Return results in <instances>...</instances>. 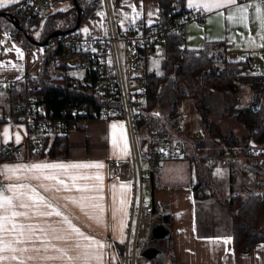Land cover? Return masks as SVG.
<instances>
[{"label":"crops","instance_id":"crops-1","mask_svg":"<svg viewBox=\"0 0 264 264\" xmlns=\"http://www.w3.org/2000/svg\"><path fill=\"white\" fill-rule=\"evenodd\" d=\"M21 0H18L20 2ZM237 0V4L241 7L245 5H253L257 0ZM17 2V3H18ZM14 3L7 4L6 7ZM110 7L113 11V16L119 31H125L129 25L143 20L146 25H155L160 21V6L159 0H109ZM53 6H49L48 11L54 13L56 11H67L73 6L70 0H56ZM141 15L135 18L133 7ZM6 7H0L4 9ZM232 11H235V6H231ZM185 8L188 11L199 12L201 14L200 21H189L185 26L186 45L189 48L199 49L204 47L207 41L225 40L228 44V58L230 60H237L245 56H251L254 60L258 53L264 52V41L260 40V27L253 29L248 26L245 28L239 22H232L228 20L230 14L229 8L212 9L205 11L202 8H190L188 0H185ZM102 13L103 15H98ZM152 13L151 16L148 14ZM223 14V15H221ZM127 16L128 19L124 17ZM82 27V28H81ZM80 27V33L91 34L95 36H102L107 33L105 23V13L103 10L97 12L92 17L84 20ZM87 28L88 32L83 30ZM249 40L255 46L249 44ZM15 46V47H13ZM19 49L23 53V58L17 57L15 49ZM46 56V49L44 46L33 45L28 46L16 42L10 31H0V65H4L0 69V82L9 84L10 82L21 80L25 75L39 78L42 72V64ZM264 58V56H263ZM264 63V59H263ZM15 65L16 67H13ZM55 70V69H54ZM53 71V70H52ZM51 71V72H52ZM72 74V73H71ZM257 74V73H253ZM51 75V73H50ZM252 88V87H251ZM252 93L254 91L252 89ZM185 102V104L183 103ZM237 106L241 107L240 105ZM179 113L181 120L179 122V133L173 135L171 138L173 143L170 149L177 152V147L181 143L196 140L200 136L199 131L194 127L200 125V116L197 111L195 101L191 98L182 100L179 104ZM11 130L9 131L8 141L14 142L15 145L20 146V153L15 154L18 159L12 162L0 163V189H6L9 185L28 184L30 187L36 189L45 200L49 201L53 207L62 213L60 217L55 215L49 217H34L30 220H22L24 223H32L47 227L52 225L58 229H68V225L64 222L63 217H67L71 224L79 228V230L88 237L104 244L102 250V259L100 264H117L118 262V245H123L126 242L128 235V228L130 224V216L133 200V185L131 181L123 179L109 180V171L111 165L116 160L125 159L118 158V148H114L112 144L113 124H123L120 119H114L109 122L103 120H91L84 128H72L67 132L70 147L68 156L66 158H44V159H30L25 156L28 153V130L22 122H17L12 118L9 120ZM198 124V125H197ZM117 138L119 137V128L115 130ZM124 132L127 137L125 125ZM102 133L108 134V139L102 141L100 135ZM20 135V142H16V135ZM2 135L0 134V147L2 143ZM171 140V141H172ZM177 141V142H174ZM174 143H176L174 145ZM127 146L129 152V142L127 137ZM197 157L189 155L184 158L183 163L171 164L173 160L163 162L158 173L153 175L152 183L149 187L145 183L144 189L148 192L149 202L154 203V215L171 214V258L174 264H264V249L261 248L264 243L256 244L248 252H235L233 246V239L231 236V215L228 210V200L224 201L216 199L215 195L210 194L205 198H197L194 190L196 185L194 162ZM102 162L104 168L102 174L104 176V216L103 223H98L96 219L89 214L87 208H81L79 204V197L81 193L75 191H65L63 188L57 190L53 181L43 179H26L23 177H30L32 173H16L15 176H20L21 179L7 178L2 174L5 166L17 167L21 165H33L37 163H92ZM251 165V164H249ZM246 166L245 168L249 167ZM251 167H253L251 165ZM89 174L94 173L95 169L83 170ZM264 172V165L260 168H255L254 171H240V176L245 177L248 183L245 184L246 189L258 186L256 175ZM238 176V177H240ZM232 178V179H231ZM233 181V172L230 176ZM79 183H85L80 181ZM130 184L131 191L127 194L128 206L127 215L123 217L124 227L123 231L119 230V223L121 216L118 214L113 218V208L118 207V200L114 205L113 194L111 186L113 184L119 187L120 184ZM50 186V190L45 191L41 185ZM232 186V185H231ZM244 187V189H245ZM251 187V188H253ZM260 188V187H259ZM261 189V188H260ZM6 195L10 193L5 192ZM75 199L77 203H73ZM148 202V203H149ZM22 210V209H21ZM259 227L264 231V203L260 207ZM70 238L67 240L52 239L51 234L46 237L40 231L36 232L37 236L46 239L49 251L45 252L44 244L36 241L33 244L23 245L28 248H40V252H29L26 256H35L37 259L25 261V264H72L67 258L69 256L77 255L79 249L76 248L77 243H86L80 240L74 233L66 231L63 233ZM231 239V243L225 245L223 243H210L209 241ZM59 248L67 250V256L60 260H45L44 256H59L60 253L52 249ZM9 264H17V262H9Z\"/></svg>","mask_w":264,"mask_h":264},{"label":"trees","instance_id":"trees-1","mask_svg":"<svg viewBox=\"0 0 264 264\" xmlns=\"http://www.w3.org/2000/svg\"><path fill=\"white\" fill-rule=\"evenodd\" d=\"M70 1L73 2V6L69 10L54 12L52 19L48 21H43L40 17L25 19V0L0 11L13 14L30 37L43 42L56 30H68L63 36H76L80 33L82 22L104 7L103 0ZM76 5L82 10V22L78 28H75ZM159 6L158 23H173L179 18L184 19L191 12L186 10L185 0H159ZM0 19L6 20L5 24L0 25V31H10L19 44L33 46L7 17ZM188 22L181 23L177 30L167 37L161 59L162 72L157 74L150 70L147 75L148 99L141 111L138 134L143 153L156 155L160 151L159 147L171 139L173 131L179 133L180 102L186 98L193 99L202 130V137L194 140L196 157L200 156L199 160L194 162V172L203 179L201 171L204 170V163L207 164L213 158L224 162L223 157L229 150L264 149V90L261 91L264 73H252L254 63L251 56L230 60L225 40L207 41L204 47L199 49L189 48L185 36V26ZM73 56L74 54H69V57ZM63 63L62 50L49 51L44 58L39 78L33 77L26 82L18 80L10 85L8 104L13 120L19 121V110L32 92H37L40 100L56 110L102 104L93 83L89 85L81 83L79 87L71 85L75 76L69 74L71 69ZM54 69L62 70L65 73L64 77L61 79L52 77L50 73ZM242 83H249L254 94H262L256 108H251L253 101L245 107L237 106V93ZM84 127V123L79 121L70 124L66 133L55 137L42 134L39 137L38 149H34L32 143L28 144V158H66L70 147L67 132L72 128ZM238 127L241 137L235 132ZM15 154L0 148V163L17 160ZM250 164L257 169L261 167L263 161L252 158ZM203 187L200 184L194 186L197 198H205L212 194L201 191ZM263 203L264 191L253 193L250 189H244L230 197L228 210L231 215V236L235 252H248L256 244L264 243V231L258 224L259 211ZM156 218L157 222L168 230L167 248L171 251V214L161 213ZM125 251V244L118 245L119 259L124 260Z\"/></svg>","mask_w":264,"mask_h":264},{"label":"built area","instance_id":"built-area-1","mask_svg":"<svg viewBox=\"0 0 264 264\" xmlns=\"http://www.w3.org/2000/svg\"><path fill=\"white\" fill-rule=\"evenodd\" d=\"M51 2L55 0H25V19L40 17L43 21L51 20L53 13L48 11ZM261 2L264 3V0ZM103 4L107 28L105 35H62L45 47L46 53L56 49L62 50L63 64L74 71L72 75L75 78L71 85L79 87L81 83H93L102 104L56 110L40 100L37 92H32L23 106L20 105L22 107L18 115L19 122L28 130L26 144L32 143L34 149L39 148V137L42 134L55 137L66 133L68 126L75 122L81 121L86 125L91 120L123 121L129 142V155L112 163L109 180H128L133 185L124 264H135V257L130 259L128 256L130 246L135 247L138 240L147 237L148 230L155 220L154 203L145 202L144 199V185L148 183L150 187L153 175L159 172L164 160L179 159V154L173 150H160L154 156L145 155L140 145L138 122L148 99V60L159 47L162 46L163 49L167 37L174 33L181 23L200 21L202 17L199 12L192 11L184 19L179 18L173 23L146 25L140 20L129 25L125 31H119L109 0H103ZM69 54L74 56L69 57ZM261 55L264 56V52ZM64 74L60 69L51 72V76L58 79L63 78ZM31 78L25 75L21 80L26 82ZM12 83L0 82V89L5 85L10 87ZM263 90L264 85L261 86V91ZM33 132L38 134H32ZM100 139L107 140L108 134L102 133ZM4 150L19 154L20 146L8 144ZM25 156L28 157V153ZM223 158L230 163L256 158L263 161L264 165V149L229 150ZM256 181L264 191V172L256 175ZM131 253L135 254L132 248Z\"/></svg>","mask_w":264,"mask_h":264},{"label":"snow or ice","instance_id":"snow-or-ice-1","mask_svg":"<svg viewBox=\"0 0 264 264\" xmlns=\"http://www.w3.org/2000/svg\"><path fill=\"white\" fill-rule=\"evenodd\" d=\"M18 0H0V7H6L9 3H17ZM135 18H139L141 13L135 10ZM188 6L190 8H202L205 11H211L212 9L229 8L230 14L228 20L232 22H239L245 27L248 21V11L250 7H254L255 18L259 21L260 26V40L264 41V11L259 3L255 5H245L243 7L237 4V0H188ZM235 6V11H232V7ZM98 15H103L98 13ZM149 16L152 13L148 14ZM223 15V14H221ZM128 19L127 16L124 17ZM85 33L88 29L83 30ZM249 44H253L249 40ZM260 46L264 47V44ZM15 47V46H13ZM17 57L22 59L23 53L17 48L15 49ZM155 63V62H154ZM4 65H0L2 69ZM13 67H16L13 65ZM158 115V114H157ZM113 129L112 144L114 148L119 149L118 158H123L129 154L127 146V137L124 132L123 124L111 125ZM119 128V137L117 138L115 130ZM4 137L7 140L9 136V130L4 129ZM16 142H20V135L17 134ZM104 164L102 162L92 163H37L33 165H21L17 167H8L2 170V174L6 175L7 178L12 179L16 173H32L30 177H23L26 179H43L47 181H53L57 190L63 188L65 191L75 190L82 195L79 197V204L81 208H87L89 214L92 215L98 223H103L104 216V176L102 169ZM95 169L96 171L92 174L87 173L83 170ZM217 175L220 174V170H217ZM16 179H21L20 176H15ZM84 181L85 183H79ZM45 191L50 190V186L41 185ZM113 194V202L116 204L117 200L119 203L118 207L113 208V218L119 214L121 220L119 223V230L123 231L124 222L123 217L127 215V194L131 191L130 184H120L119 187L113 184L111 186ZM5 192L10 193L6 195ZM73 203H77L75 199ZM22 209V210H21ZM60 217L62 213L58 211L52 204L45 200L35 188L30 187L28 184H16L9 185L6 189H0V264H9V262H17V264H25V261H31L37 259L35 256H26L29 252H40V248H28L23 245L33 244L36 241L43 243L44 251H49V247L46 239H42L36 235L37 231H40L46 237L51 234L52 239L55 240H67L70 238L66 234H57L70 231L74 233L82 241L86 243H77L76 248L79 249L77 255L67 257L72 264H100L102 259V250L104 244L99 241L92 239L91 237L85 236L79 228L74 227L67 217H63L64 222L68 225V229H58L52 225H48L46 228L41 227L37 224L24 223L22 220H30L34 217H49V216ZM210 243H223L225 245L231 243L230 238L221 240L209 241ZM264 249V245L261 246ZM55 252L60 253L59 256H44L45 260H60L67 256V250L54 248Z\"/></svg>","mask_w":264,"mask_h":264},{"label":"rangeland","instance_id":"rangeland-1","mask_svg":"<svg viewBox=\"0 0 264 264\" xmlns=\"http://www.w3.org/2000/svg\"><path fill=\"white\" fill-rule=\"evenodd\" d=\"M56 1V0H55ZM249 0H245L244 2H247ZM54 2H51L50 6H53ZM261 4L264 5V3L261 2V0H257L253 5L255 4ZM262 11H264V7H262ZM6 23L5 19H0V25H3ZM106 23V22H105ZM241 23H239L240 25ZM244 26L243 24H241ZM248 26H251L254 30L257 29L259 26V21L256 20L255 18V10L254 7H250L248 11V21H247V26L245 28L249 29ZM82 28V27H81ZM38 36V34H37ZM163 56V49L162 46L159 47L156 52L153 55H150V58L148 60V67L151 71H154L157 74H160L162 72L161 69V59ZM263 56L258 53L254 60H253V69L252 73H264V63H263ZM155 62V63H154ZM74 71L71 70L69 71V74L73 73ZM264 85V84H263ZM8 85H5L4 88L0 89V134L2 135V143L4 144L0 148H4L8 144L15 145L14 142H9L8 138L7 140L4 137V129L7 128L9 131L11 130L10 124V112H9V104H8ZM254 99V94L252 93V88L249 83H242L239 86V90L237 93V103L241 107L248 106V104L253 101ZM185 104V102H183ZM19 122V121H17ZM198 125V124H197ZM194 129L199 131L200 136H198L197 139L202 137V130H201V123L199 126H195ZM239 129V130H238ZM235 130L237 134L240 135V128ZM32 134H38V132H33ZM176 132H172V136L175 135ZM172 138L169 139L164 145L162 144L159 148L161 151H170V145L173 143ZM190 141H187L186 143H181L180 146H176L177 153L179 154V159H166L163 162L166 163L168 160H173L171 164H178V163H183V159H186V156L188 157L189 155L193 156L194 158L196 157V149H195V142L193 139H189ZM177 142V141H174ZM176 143H174L175 145ZM200 158V156H198ZM199 158L196 159V161L199 160ZM161 163V166L163 164ZM169 162V161H168ZM250 161H238V162H233L230 163L229 161H224L221 159H216L213 158L211 159L207 164L204 163V170L201 171L202 175L204 176L203 179L199 178L198 176H195V181L196 184H200V186H204L201 191H204L205 193L211 192L213 195H215L216 199L224 201L226 198L228 201L231 196H233L236 193H240L244 191V187L246 186L245 184L248 183V180L245 177L240 176V171H247L248 173L251 171H254V167H251ZM210 167H209V166ZM248 168H245L248 166ZM161 169V167H160ZM220 170V174L217 175V170ZM233 172V181L231 182L230 176L232 175ZM263 171H261L262 173ZM158 173V172H157ZM240 176V177H238ZM232 185V186H231ZM254 185L250 186V190L254 192H260L262 189L257 187H253ZM253 187V188H251ZM246 189V187H245ZM144 199L145 202H149V197H148V192L145 190L144 191ZM155 216V215H154ZM157 218L155 216V220L152 223V226L150 227V230H148V235L145 238H142L136 242L135 247L130 246V253H128L129 258L135 257V264H174L172 262L171 258V253L170 250L167 248V241H168V236L165 234L164 237H155V235L152 232V227L156 225ZM135 224V221H133ZM165 227V226H164ZM154 236V239L151 240V237ZM148 246L156 248L157 249V254L151 258H146L144 255V250ZM131 248L132 250H135V254L131 253ZM131 256V257H130ZM125 260V259H124ZM122 259H119L118 257V262L117 264H124L125 261ZM132 261V260H130Z\"/></svg>","mask_w":264,"mask_h":264},{"label":"water","instance_id":"water-1","mask_svg":"<svg viewBox=\"0 0 264 264\" xmlns=\"http://www.w3.org/2000/svg\"><path fill=\"white\" fill-rule=\"evenodd\" d=\"M75 1V0H74ZM77 7V25L75 28H78L82 22V10L79 5H76ZM1 17H7L9 21L12 23L14 27L19 29L23 34L26 39H28L33 45H39V46H47L51 39H54L56 37L64 35L67 31L63 30H56L53 32L45 41L41 42L37 39H34L30 37V35L23 29V27L20 26L19 19L15 17L13 14L9 13L8 11H0V18ZM262 99V94L261 93H256L254 94V99L253 103L251 105V108H256L260 101ZM152 232L155 235V237H164L165 234L168 236V230L161 224V223H156L154 227H152ZM154 239V236L151 237ZM157 254V249L153 247H147L144 250V255L146 258H151Z\"/></svg>","mask_w":264,"mask_h":264},{"label":"flooded vegetation","instance_id":"flooded-vegetation-1","mask_svg":"<svg viewBox=\"0 0 264 264\" xmlns=\"http://www.w3.org/2000/svg\"><path fill=\"white\" fill-rule=\"evenodd\" d=\"M150 230V229H149ZM151 240H153L152 238H151ZM148 247H150V246H148Z\"/></svg>","mask_w":264,"mask_h":264}]
</instances>
